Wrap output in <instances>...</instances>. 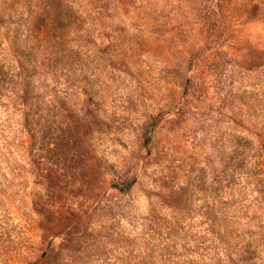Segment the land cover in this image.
<instances>
[{
  "label": "rangeland",
  "instance_id": "374dc122",
  "mask_svg": "<svg viewBox=\"0 0 264 264\" xmlns=\"http://www.w3.org/2000/svg\"><path fill=\"white\" fill-rule=\"evenodd\" d=\"M44 4L0 0V264H264V0Z\"/></svg>",
  "mask_w": 264,
  "mask_h": 264
},
{
  "label": "trees",
  "instance_id": "16d2710c",
  "mask_svg": "<svg viewBox=\"0 0 264 264\" xmlns=\"http://www.w3.org/2000/svg\"><path fill=\"white\" fill-rule=\"evenodd\" d=\"M44 1H45V4L42 6V8L39 7V9L36 10V18L37 19H36V22H35V25H34V29H37L40 32H43L44 29H47L50 25H52V23L55 22V19H59L58 22H61L63 20V17L65 16V14H63V13H59L58 14V12H55V8H54V11H53L52 5H51L52 0H44ZM40 16L41 17L45 16L48 20L46 22H44V23H41ZM37 47H38L37 45H34L30 49H22V48H19L18 46L16 47V50L18 51V54L22 55V57L24 59H26V57H28V60L26 59V62L23 63V64H26L25 65L26 67H28L26 69L27 71L29 70V67H35V65H36V55H35V59H34V56L32 55V53H33V49L35 48V50H36ZM28 86L29 85L27 84L26 85L27 89L26 90L24 89L25 93H29Z\"/></svg>",
  "mask_w": 264,
  "mask_h": 264
}]
</instances>
